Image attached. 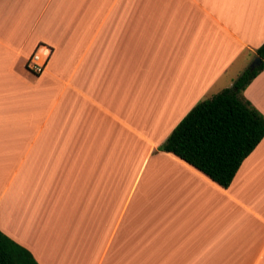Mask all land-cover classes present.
Masks as SVG:
<instances>
[{
    "label": "crops",
    "instance_id": "0c3cea01",
    "mask_svg": "<svg viewBox=\"0 0 264 264\" xmlns=\"http://www.w3.org/2000/svg\"><path fill=\"white\" fill-rule=\"evenodd\" d=\"M263 43L264 0H0V231L37 264H264V138L226 189L159 150ZM243 97L264 116V70Z\"/></svg>",
    "mask_w": 264,
    "mask_h": 264
},
{
    "label": "trees",
    "instance_id": "16d2710c",
    "mask_svg": "<svg viewBox=\"0 0 264 264\" xmlns=\"http://www.w3.org/2000/svg\"><path fill=\"white\" fill-rule=\"evenodd\" d=\"M254 70H244L230 88L197 103L159 150L171 153L221 188H228L242 162L264 138V116L243 91L264 70V43ZM0 264H37L31 253L0 231Z\"/></svg>",
    "mask_w": 264,
    "mask_h": 264
},
{
    "label": "built area",
    "instance_id": "2783aa9c",
    "mask_svg": "<svg viewBox=\"0 0 264 264\" xmlns=\"http://www.w3.org/2000/svg\"><path fill=\"white\" fill-rule=\"evenodd\" d=\"M51 49L38 46L26 62V70L34 76H40L46 70L51 56Z\"/></svg>",
    "mask_w": 264,
    "mask_h": 264
},
{
    "label": "water",
    "instance_id": "95a60500",
    "mask_svg": "<svg viewBox=\"0 0 264 264\" xmlns=\"http://www.w3.org/2000/svg\"><path fill=\"white\" fill-rule=\"evenodd\" d=\"M262 63V59L260 57H256L253 62L249 66V70H254L256 67L260 66Z\"/></svg>",
    "mask_w": 264,
    "mask_h": 264
},
{
    "label": "rangeland",
    "instance_id": "374dc122",
    "mask_svg": "<svg viewBox=\"0 0 264 264\" xmlns=\"http://www.w3.org/2000/svg\"><path fill=\"white\" fill-rule=\"evenodd\" d=\"M0 130H3V133H8L9 129L7 127H4V126H0ZM12 132V131H11ZM13 134V133H12ZM11 134V135H12ZM6 152H14L15 151V148L11 149H5Z\"/></svg>",
    "mask_w": 264,
    "mask_h": 264
}]
</instances>
